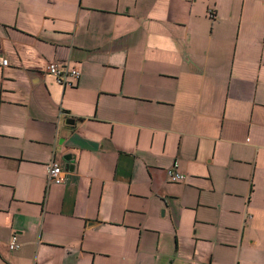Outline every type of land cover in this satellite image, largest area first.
Returning a JSON list of instances; mask_svg holds the SVG:
<instances>
[{
  "label": "crops",
  "instance_id": "obj_1",
  "mask_svg": "<svg viewBox=\"0 0 264 264\" xmlns=\"http://www.w3.org/2000/svg\"><path fill=\"white\" fill-rule=\"evenodd\" d=\"M0 52V264H264V0H0Z\"/></svg>",
  "mask_w": 264,
  "mask_h": 264
},
{
  "label": "built area",
  "instance_id": "obj_2",
  "mask_svg": "<svg viewBox=\"0 0 264 264\" xmlns=\"http://www.w3.org/2000/svg\"><path fill=\"white\" fill-rule=\"evenodd\" d=\"M9 65H10L9 58L0 52V67H7ZM47 71L55 75L57 79L61 82H66L68 76L70 75L75 77L79 76L78 69L76 68L63 69L56 62H50L47 66ZM168 177L170 181L178 182V181H183L185 179V174L175 170L174 168H171L168 170ZM47 180L49 182L50 181H59L62 183L65 182V176L63 175V169L60 163L53 161L49 164L47 171ZM9 247L11 249H16L19 247V242L17 241L15 235L10 239Z\"/></svg>",
  "mask_w": 264,
  "mask_h": 264
},
{
  "label": "water",
  "instance_id": "obj_3",
  "mask_svg": "<svg viewBox=\"0 0 264 264\" xmlns=\"http://www.w3.org/2000/svg\"><path fill=\"white\" fill-rule=\"evenodd\" d=\"M67 122H68L70 125H74L75 120H74L73 118H68V119H67ZM64 159H65V160H70V158L67 157V156H64ZM68 167H69V165H68Z\"/></svg>",
  "mask_w": 264,
  "mask_h": 264
}]
</instances>
